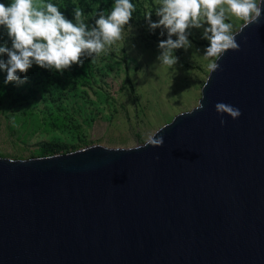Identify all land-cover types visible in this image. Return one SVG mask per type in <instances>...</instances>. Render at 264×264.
<instances>
[{
	"label": "water",
	"instance_id": "obj_1",
	"mask_svg": "<svg viewBox=\"0 0 264 264\" xmlns=\"http://www.w3.org/2000/svg\"><path fill=\"white\" fill-rule=\"evenodd\" d=\"M236 33L143 146L0 158V264H264V6Z\"/></svg>",
	"mask_w": 264,
	"mask_h": 264
},
{
	"label": "rangeland",
	"instance_id": "obj_2",
	"mask_svg": "<svg viewBox=\"0 0 264 264\" xmlns=\"http://www.w3.org/2000/svg\"><path fill=\"white\" fill-rule=\"evenodd\" d=\"M43 5L44 0H36ZM66 15L83 9V19L93 23L102 9L107 14L114 0H53ZM136 5L121 37L95 59L82 57L62 72L33 64L23 84L5 83L0 70V158L26 160L88 146L132 148L145 143L174 116L194 108L209 73L203 55L202 29L192 27L193 47L175 50L174 66L160 64L158 42L167 37L160 28L151 31V19L159 17L160 0H133ZM236 32L246 21L230 16ZM175 37V34H173ZM8 39L0 28V43ZM5 56L6 54H0ZM19 71V70H18ZM21 75H24L21 73Z\"/></svg>",
	"mask_w": 264,
	"mask_h": 264
},
{
	"label": "clouds",
	"instance_id": "obj_3",
	"mask_svg": "<svg viewBox=\"0 0 264 264\" xmlns=\"http://www.w3.org/2000/svg\"><path fill=\"white\" fill-rule=\"evenodd\" d=\"M262 6L264 0H160L155 8L159 19L152 20L151 13L146 16L151 31L160 28L161 36L167 33L158 42L157 60L174 66L179 60L175 50L193 47L190 29L197 27L202 29V38L209 41L203 55L215 58L209 59L208 67L216 70L220 67L218 59L226 50L240 47L229 17L258 21ZM135 7L133 0H114L107 14L101 9L94 22L88 23L80 7L73 8L70 18L53 0H44L43 5L36 0H0V28L8 37L0 43V54H6V57L0 56V70L7 73L5 83H25L27 70L33 64L62 72L74 63L83 64L82 57L95 59L121 37ZM215 107L218 113L227 112L233 118L241 114L239 107L225 101H217ZM221 123H225L223 115ZM151 142L160 146L164 137L160 135Z\"/></svg>",
	"mask_w": 264,
	"mask_h": 264
},
{
	"label": "trees",
	"instance_id": "obj_4",
	"mask_svg": "<svg viewBox=\"0 0 264 264\" xmlns=\"http://www.w3.org/2000/svg\"><path fill=\"white\" fill-rule=\"evenodd\" d=\"M49 155H53L52 153V149L51 148H44L43 152H42V156H49Z\"/></svg>",
	"mask_w": 264,
	"mask_h": 264
}]
</instances>
